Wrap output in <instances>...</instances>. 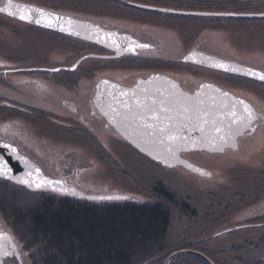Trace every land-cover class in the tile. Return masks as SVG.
I'll return each mask as SVG.
<instances>
[{
    "label": "rangeland",
    "instance_id": "rangeland-1",
    "mask_svg": "<svg viewBox=\"0 0 264 264\" xmlns=\"http://www.w3.org/2000/svg\"><path fill=\"white\" fill-rule=\"evenodd\" d=\"M33 1H39L48 6L60 5L65 11H78L80 16L96 17L101 22L105 20L122 28H129L135 31L134 34L144 31L151 35L164 31L167 35L169 34V38L172 34L177 48L180 47L178 42L184 41V38L185 40L195 39L205 28L203 37L205 46L209 50L217 52L220 56L264 69V17L198 16L189 19L183 15L169 17L166 13L147 14L113 0ZM2 3L4 0H0V4ZM79 8H94L98 12L94 14L81 12ZM222 8L232 12H264V0L239 6L211 5V7H205V11H222ZM87 51L88 49L84 46L73 47L67 41L27 29L0 15V60L8 66L27 67L40 64L47 53L50 54L51 59L52 56H59L60 59H69V62H73L80 54ZM18 78L17 91L28 89L26 92L29 96L18 94L17 97L37 105L51 103L53 107H56L52 101L47 103L37 97L34 94L36 91H41L45 95L47 93L45 91L50 90L48 93L53 92L55 96L63 90V93L59 94L64 97L62 102L65 103L72 101V89L79 91V88L77 90L73 86V77L68 75L54 74L45 79L37 75L28 77L42 83H49V90L35 83L24 86L19 82L21 79L25 80L26 77L18 76ZM217 80L221 86L251 99L255 102L257 109L264 112V87L262 85L237 78L224 77ZM84 85L80 94L83 93L82 97L86 98L84 90L88 87L86 83ZM0 93L16 96L1 81ZM42 94L40 95L43 96ZM62 108L70 112L67 107ZM16 116L18 117L12 116L15 120L7 124L12 125V128L7 126L6 129V125L3 124V130L16 128L19 137L25 138V143L20 142L24 151L27 149L31 158L49 176L66 179L70 184L88 194L128 195L131 197L127 200L164 203L171 211V222L165 237V248L168 251H179L186 249L187 246L195 250L205 248L206 254L217 261H226L228 264L233 263L231 261L236 257L244 258L243 261L246 264H257L260 260L263 261L261 264H264V246H252L241 253H232L233 248H231L232 245L237 247L243 244L247 239L253 243H259L262 238L264 240V223L245 227H251V229H242L243 227L239 226L234 228L232 225L241 221L238 218L232 221L234 216L230 219L224 217L237 208L239 203L254 201L256 192L264 198L263 135L258 136V134L254 140L242 137V148L238 151L239 154L238 152L232 154L231 149H228L227 154L208 161L205 159V154H192L191 158L199 163L210 164L207 165L208 169L214 173L213 177H200L182 169L163 167L138 152L126 141L123 142L117 138L104 140L102 145L82 128L70 123H66L65 126L48 125L47 127L48 122L36 115L30 118L18 111ZM260 131L264 134L263 126ZM106 133L112 132L106 129L102 135L105 136ZM0 138L6 139L7 137ZM243 141L246 143L243 144ZM215 160H220L219 164L212 167V162ZM247 166L262 169L252 171ZM163 190L174 195V200L164 196ZM240 198H244L243 202ZM228 205L230 209L226 210ZM13 219L0 211V231H8L15 237L23 254L24 264H43L39 254L43 244H29L21 235H17L11 227ZM230 226L231 229L227 231ZM176 258L173 259L176 264H198L193 259L185 258L181 261L180 258L177 260ZM163 262L164 260L160 264Z\"/></svg>",
    "mask_w": 264,
    "mask_h": 264
},
{
    "label": "flooded vegetation",
    "instance_id": "flooded-vegetation-1",
    "mask_svg": "<svg viewBox=\"0 0 264 264\" xmlns=\"http://www.w3.org/2000/svg\"><path fill=\"white\" fill-rule=\"evenodd\" d=\"M116 1L123 3L124 6H130L131 8H134V10L144 11L147 14H150L152 12V10L138 8L119 0ZM130 1L148 5H155L145 1ZM5 4L6 0H4V3L0 5L3 6ZM13 4H21L28 5L30 7L41 8L46 10L47 12L58 13L62 17L70 18L74 22L71 26L74 30H78L81 34L85 33L89 38L92 37L91 39H87L84 37L76 36L74 34H69L64 31H60L59 29L44 27L43 24L29 23L28 21L20 20L18 17H12L5 13H0V15L15 21L17 24H20L27 29L35 30L46 35H51L54 38L56 37L61 40L67 41L71 43L73 47L84 46L86 49H88L87 52L80 54L73 62H69V59H60L61 57L59 56H52L53 58L51 59L50 54L48 53L44 56L43 62L27 67L8 66L0 60V81L6 87L10 88L16 95L9 96L0 93V137H7L6 139L0 138V141L17 146L22 154L27 155L30 158L31 156L28 154L30 152L27 149H25L24 151V148L20 145V142L25 143V138L19 137L16 128L12 130H6L7 126L12 128V125L7 124H10L9 122L11 120H15L14 117H18L16 116L18 111H21L30 118H34V115L40 118H44L48 122L47 127L48 125L65 126L66 123H70L71 125L82 128L90 135V137L94 138L95 141L100 142L102 145L104 144V140H108L110 138H117L120 141L125 142L126 140L122 136L120 130L124 128L127 129L129 133H132L133 131L137 132V129H135L134 125L130 126L124 123H122L121 126H117V123L114 122L111 117L113 116L112 109H119L121 112L124 111V109L121 108V104L126 99L125 97L120 96L118 90H114L109 87L98 88V83L101 80L109 79L123 86L132 87L136 85L140 79L148 78L153 74H163L179 81L185 90L194 92L204 82H212L220 85L217 80L219 78H236L232 74L213 69L209 66H206L205 64L185 59L191 52H201L204 54L209 53L218 55L217 52H213L205 46V38L203 37L205 28L195 39L187 38V40H185L186 38H184V41L178 42L177 44L180 47L177 48V45L175 46L172 34L169 38V34L167 35V33L164 31H158V33L151 35L144 31H140L137 32V34H134L135 31L129 28H122L118 25L108 23V21L105 20L101 22L100 19H97L96 17L92 18L91 16L87 15L80 16L78 15V13H80L78 11H65V9H63L60 5L48 6L46 4L39 3V1L34 2L33 0H13ZM78 10L91 14L98 12L95 11L94 8H79ZM13 11H16V9L14 8ZM71 12H74L76 14H73ZM77 24L91 25L92 27H81L77 29ZM64 27L65 29H68L69 25L64 24ZM96 28H99L101 30L99 36H97L94 32V29ZM106 32L114 33L116 35L111 39H106L103 35V33ZM173 36L175 35L173 34ZM112 39H115L117 43L112 44ZM133 42H135V44H133ZM138 44H147L149 45V47L143 49L135 47V45ZM130 45L132 47H135L134 52L130 49ZM75 65L76 67L73 68ZM53 68L60 69V71H51V69ZM54 74H58V76L68 75L73 77V86L76 87L77 90L79 88V91L77 92L76 90L72 89V101L66 103L62 102L64 97H62L59 93H63V90H60V92L55 94L54 96L53 92L48 93L50 91L49 83H42L39 80L28 78L37 75L45 79L48 76ZM18 76L26 77L25 80L21 79V81L19 82L24 86H27L30 83H35L37 86H39L40 84L43 85V89H48L49 91H45L48 94L45 93V95H43L41 91H36L34 92V94L47 103H49V101H52V103H54L53 105H55L56 107H53L51 103L47 105H37L19 99L17 97L18 94L29 96V93L26 92L28 89L26 90L25 88L20 92L17 91L19 79ZM85 83L87 84L86 86L88 87V89L84 90L87 96L86 98H83V93L80 94V92L83 89V85ZM260 85L264 87L263 84ZM39 93L43 96H41ZM242 97L247 98L245 96ZM248 100H250L255 105V102H253L251 99ZM129 102H131L133 106H135V102ZM110 105L111 108L109 107ZM62 107H67L71 113L65 111ZM259 112L263 114V116L261 115V117H264V112L261 110H259ZM105 113L108 114L105 115ZM12 116L14 117L12 118ZM116 120H120V117L116 116ZM260 123V126L254 133L250 135L247 134L246 136L242 137H247L254 140V137H256L258 134V136H264V134L260 132V128L262 126L264 127V119H260ZM3 124L6 125L5 130H3ZM106 129H109L112 133H106V135L104 136L102 134L106 131ZM258 140H260L259 137ZM241 143L242 142L238 140L236 148H227L224 152L182 151L180 152V155L178 157L179 164L174 169H182L183 171H189V173H193L188 167V165L190 164L189 162H192L208 170L207 173H209V175H205V177H213L214 173L209 171L207 166L210 164L203 165L197 160L192 159L191 155L201 153L205 154V159L208 161L214 159L215 157H220L222 154H227L228 149H231V153L240 151L242 148ZM27 146L31 147L30 145ZM219 161L215 160L214 162H212V164H215L212 165V167L216 166ZM247 167L252 169V171H260L262 169L255 166ZM66 182L68 185L74 186L70 184L68 180H66ZM254 196V201L246 203L245 206L238 209L233 215L226 216V219H230L232 218V216H234V218H232V221L235 218H238V220L241 221L240 223L232 225V227L238 228L239 226L240 228L243 227L242 229H251V227H245H247L248 225H259L261 223H264V198H261V194H259L258 192H256ZM243 200L244 198H240V201ZM243 203H239L238 208L244 205ZM227 209L229 210L230 207L227 206L226 210ZM227 229H231V226Z\"/></svg>",
    "mask_w": 264,
    "mask_h": 264
},
{
    "label": "trees",
    "instance_id": "trees-1",
    "mask_svg": "<svg viewBox=\"0 0 264 264\" xmlns=\"http://www.w3.org/2000/svg\"><path fill=\"white\" fill-rule=\"evenodd\" d=\"M136 1L178 9H203V7L205 9L211 5L239 6L257 2L254 0ZM151 13L162 14L154 11ZM167 15L175 16V14ZM184 17L191 19L198 16ZM163 192L164 196L174 200V195L169 191L163 190ZM243 204L230 211L228 215H233L246 203ZM0 211L7 217L14 218L11 227L17 235H21L29 244H43L39 250L43 264H160L172 253L165 248L171 211L159 201L157 203L134 200L94 202L62 197L45 191H32L0 178ZM233 246H231L232 253H241L252 246H264V240L262 238L259 243H253L247 239L243 244ZM197 250L205 253V248ZM206 255L217 264H228L226 261H217ZM178 258L181 261L189 258L198 264H208L204 259L193 254H185ZM243 260L244 258L236 257L231 264H241ZM174 263L175 261L171 262ZM261 263L262 260L257 262V264ZM242 264L246 263L243 261Z\"/></svg>",
    "mask_w": 264,
    "mask_h": 264
},
{
    "label": "snow or ice",
    "instance_id": "snow-or-ice-1",
    "mask_svg": "<svg viewBox=\"0 0 264 264\" xmlns=\"http://www.w3.org/2000/svg\"><path fill=\"white\" fill-rule=\"evenodd\" d=\"M147 5H141L146 7ZM16 11H13V9ZM0 13H7L9 16L18 17L22 21H28L29 23L43 24L44 27L58 28L60 31H65L64 24L69 25L67 29L69 34L80 35L78 30H74L71 26L73 21L70 18L62 17L58 13L47 12L41 8L30 7L28 5L13 4V0H8L5 7H0ZM90 28L91 25H76V28ZM97 36L100 35L101 30L99 28L94 29ZM106 39H111L116 34L114 33H103ZM117 41L112 39V44H116ZM135 44V42H133ZM134 52L135 47L148 48L147 44H138L135 47L129 46ZM186 57L185 59H189ZM214 68L223 69L227 72H243L245 75L253 76L258 78L260 81H264V71L257 72L253 69H241L237 66L225 64L223 62H214L212 65ZM51 71H60V69L53 68ZM155 79H159L156 77ZM104 84H108V81H103ZM116 88V85H112ZM175 87V85H173ZM207 87H211L208 85ZM145 92L147 89L144 90ZM219 92V89H216ZM223 96L227 97L228 93H222ZM120 96L129 97L135 101V106L129 100H124L121 104V108L112 109L113 116L111 117L117 126H121L122 123L130 126H135L138 131V139H134L133 142L144 144L143 150L155 152L154 158L160 159L163 163L170 164L171 159H176V154L190 144L192 148L197 146L195 140H190L189 135L185 132H191L194 128L203 134L208 131L207 127L209 124L212 126L211 131L217 135L209 136L207 140L202 136L200 143H210L211 146L216 149L217 143L227 144L229 139L235 138L244 129H251L253 122L258 119H264L259 117L252 109V107L245 103L244 100H233L231 105H224L228 110L226 112L209 111L206 108L200 107L193 103L188 104L182 98V94L170 95L167 99L157 100L151 98V103H148L149 98L145 97L141 99L137 96L136 91L131 93L120 90ZM215 99V98H213ZM242 106V111L237 112V106ZM111 108V105L109 106ZM108 113H105L107 115ZM116 116L120 117V120H116ZM221 116L231 117V122L227 124L228 131L225 132V125ZM233 125H236L233 128ZM233 146H235L233 144ZM0 147L8 151L9 155L13 156L17 161L24 165L25 172L21 176L13 175L12 167L9 165L8 160L3 156H0V178L13 181L17 184L25 185L28 188H49L53 191H59L61 193H67L71 195H80L77 193L75 188H68L64 185V181L50 179L45 176L41 168L27 159L25 156L19 154L18 150L13 147L10 143H2ZM217 150L223 151V147H219ZM188 167H192L188 165ZM195 171L201 172L203 175H209V173L203 172L201 169H194ZM130 197L119 196V195H107L99 197H89V199L99 200H126ZM12 238L9 237V243H4V234L0 232V264H7L6 258L9 256L17 255V245L11 242Z\"/></svg>",
    "mask_w": 264,
    "mask_h": 264
},
{
    "label": "water",
    "instance_id": "water-1",
    "mask_svg": "<svg viewBox=\"0 0 264 264\" xmlns=\"http://www.w3.org/2000/svg\"><path fill=\"white\" fill-rule=\"evenodd\" d=\"M119 1L127 3V4L135 6V7H138V8L146 9V10L158 11V12H162V13H172V14H178V15L229 17V18L230 17H233V18H262V17H264V12L240 13V12H230V11L183 10V9H174V8H168V7H159V6H155V5L142 4V3L133 2L130 0H119ZM141 5H147V6L141 7ZM3 7H5V6H3ZM55 29H58V28H55ZM64 32L69 33V31L67 29ZM78 36L84 37L87 39L92 38V37H90V38L87 37L85 33H82V34L80 33V35H78ZM201 54H202L201 55L202 57L200 58L201 62H204L208 66H211L214 62H223V63L228 64V65L237 66L241 69H249L250 68V69H253L254 71H257V72L262 71L260 69L241 64L237 61L229 60V59H226V58H223L220 56H216L213 54H209V53H205V54L201 53ZM194 55H195L194 53H190L188 55V57H190V58L187 60H192V61L197 60L196 58H194L195 57ZM75 67H76V65L73 68H75ZM212 68H214V67H212ZM215 69L224 71L223 69H219V68H215ZM225 72H227V71H225ZM229 73H234V72H229ZM234 74H240V75L250 77L252 79L259 80L256 77L245 75V74H243V72H238V73H234ZM156 77H159V79H155ZM103 81H108V84H104ZM112 85H116V88H113ZM173 85H175V87H173ZM208 85H210L211 87H207ZM101 87H109L111 89L118 90L119 93H120V90H124V91H127L129 93H131L132 91H136L137 96H139L141 99L148 97L149 98L148 103H151V98H156L157 100L167 99L170 97V95H175V94L179 93V94H182V98L188 104L195 103V104L199 105L200 107L208 109L209 111H217V112H221V113L226 112L228 110L227 108L224 107V105L230 106L231 103L233 102V100H244L245 103L249 104L252 107L253 111L259 117H261V115L256 111L254 105L251 102H249L247 99L236 96L233 93L229 92L228 90H225V89H223V88H221L218 85L213 84V83L205 82L194 93H190V92L185 91L178 81H176L172 78L166 77L164 75L156 74V75H152L151 77H149L147 79H140L138 81V83L131 88L121 86L120 84H118L116 82H113L111 80H106V79H103L98 83V88H101ZM145 89H147L146 92L144 91ZM216 89H219L220 91L217 92ZM225 92L228 93L227 97L222 95V93H225ZM213 98H215V99H213ZM125 99L132 101V102H135L134 99L131 98V96L125 97ZM241 111H242V106L238 105L237 106V112L240 113ZM221 119L223 120L224 125H225V132H227L228 131L227 124L231 122V117L221 116ZM260 124H261L260 119H258V120L253 122L252 127L255 128V130H256L260 126ZM206 127H207L208 131L206 133H203V134L198 130V128H194L190 133L185 132L186 135H189L190 140H195L197 142V146L195 148H192L191 145L188 144L184 148H182L176 154L177 158L170 160L171 166L163 163L160 159L154 158L156 155L155 152L150 153V151H148V150H143L145 148L144 144L141 143L140 146H138L137 143L133 142L134 139H138V131L139 130H137V132L133 131L134 133L133 132L129 133L127 129L122 128V130H120V132L131 144H133L141 152H143L144 154H146L147 156H149L153 160L161 162L162 164L169 166V167H174L179 163L178 157H179L181 151L206 150V151H210V152H221L220 150H217L221 146L223 147V151H225V149L228 147L236 148L239 137H241L245 134H252L255 132V131H252L251 129H244L241 131V133L239 135L235 136L234 140L229 139L227 144H221L218 142L217 148L214 149L210 143H200V138L202 136L205 138V140H207L210 135L211 136L217 135L211 131L212 126L210 124ZM235 127H236V125H233V128H235ZM2 143H6V142L0 141V144H2ZM233 144L235 146H233ZM12 146L15 147L14 145H12ZM15 148L18 150L17 147H15ZM18 152L20 155H22L19 150H18ZM0 156H3L6 160H8L9 165L12 167V170H13L12 174L13 175H16V176L23 175V173L25 172L24 165L21 162L17 161L13 156L9 155L8 151L3 149L2 147H0ZM22 156H24V155H22ZM26 158L29 159L28 157H26ZM33 163H35V162H33ZM36 165L39 166L38 164H36ZM194 169H199V168H193V170ZM41 171L45 176H47L43 172L42 169H41ZM202 171L205 172V170H202ZM198 173H201V172H198ZM47 177L50 179H54V178H51L49 176H47ZM56 180H60V179H56ZM64 185L66 186L65 182H64ZM66 187L74 188V187H70V186H66ZM30 189H32L34 191L44 190V189L51 190L49 188L36 189L34 187L30 188ZM75 190L77 193H80V195H71V194H67V193H62V194L76 196L79 198H88V199H89V197L107 196V195H90V194L82 193L80 190H78L76 188H75ZM57 192H59V191H57ZM59 193H61V192H59ZM2 233L4 234V241H3L4 243H6V244L9 243V237H11L12 238L11 242H14L17 245V243L15 242V240H14V238L10 232L2 231ZM182 254H193V255L201 257L208 264H216L209 256H207L203 252H201L199 250H195V249H189V248L172 252L166 258L164 264H170L174 258H176L177 256L182 255ZM6 260H7V264H23V261L21 258V252L18 250V245H17V255L16 256H9L6 258Z\"/></svg>",
    "mask_w": 264,
    "mask_h": 264
},
{
    "label": "bare ground",
    "instance_id": "bare-ground-1",
    "mask_svg": "<svg viewBox=\"0 0 264 264\" xmlns=\"http://www.w3.org/2000/svg\"><path fill=\"white\" fill-rule=\"evenodd\" d=\"M261 131H262V130H261ZM261 131H260V132H261ZM260 132H259V133H260ZM246 135H247V134H245V135H243V136H246ZM248 135H250V134H248ZM241 139H242V136L239 137V140H240V141H242ZM245 143H246V142H243V144H245ZM248 143H249V142H248ZM250 143H251V142H250ZM250 143H249V144H250ZM227 153H228V151H227ZM235 153H236V152H235ZM235 153H232V154H235ZM218 164H219V163H218ZM213 165H215V164H213ZM214 167H215V166H214Z\"/></svg>",
    "mask_w": 264,
    "mask_h": 264
}]
</instances>
